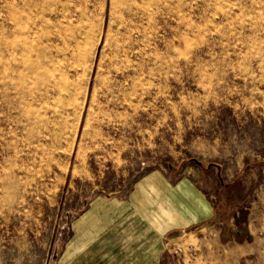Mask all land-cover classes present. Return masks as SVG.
<instances>
[{
  "label": "rangeland",
  "instance_id": "rangeland-1",
  "mask_svg": "<svg viewBox=\"0 0 264 264\" xmlns=\"http://www.w3.org/2000/svg\"><path fill=\"white\" fill-rule=\"evenodd\" d=\"M144 1L141 55L114 112H104L103 64L119 0H81L78 22L63 23L67 34H83L63 69L71 99L30 144L34 164L1 160L0 264H112L92 261L104 247H75L72 222L97 197H125L151 170L192 177L224 215L250 216L257 236L241 258L246 252L216 232L179 234L159 264H264V0ZM36 14L32 7L8 23L28 34ZM52 30L38 25V34Z\"/></svg>",
  "mask_w": 264,
  "mask_h": 264
},
{
  "label": "bare ground",
  "instance_id": "bare-ground-1",
  "mask_svg": "<svg viewBox=\"0 0 264 264\" xmlns=\"http://www.w3.org/2000/svg\"><path fill=\"white\" fill-rule=\"evenodd\" d=\"M144 2L119 0V24L103 64L106 74L104 112L120 108L128 98L131 62L141 52L138 22L139 15L145 12ZM80 3L81 0H12L9 5L8 0H0V164L4 157L20 165L34 164L35 155L30 144L34 138L37 140L47 133L52 128V120L67 109L71 95L68 76L63 69L67 59H76L83 34H67L63 23L78 22L83 14L77 9ZM8 6L10 9L6 11ZM32 7L37 8V14L26 20L28 34H15L16 30L8 21L16 25L22 13L29 12ZM45 24H50L53 30L38 34V25Z\"/></svg>",
  "mask_w": 264,
  "mask_h": 264
},
{
  "label": "crops",
  "instance_id": "crops-1",
  "mask_svg": "<svg viewBox=\"0 0 264 264\" xmlns=\"http://www.w3.org/2000/svg\"><path fill=\"white\" fill-rule=\"evenodd\" d=\"M241 215L237 209L224 215L192 177L171 181L162 170H151L125 197H97L72 222V231L82 254L90 252L84 250L88 243L105 248L95 254L97 263L159 264L169 237L206 229L223 245L246 252L240 255L244 258L257 236L252 218Z\"/></svg>",
  "mask_w": 264,
  "mask_h": 264
}]
</instances>
